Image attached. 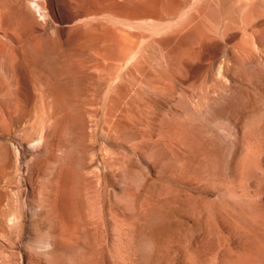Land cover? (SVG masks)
<instances>
[{"label": "rangeland", "instance_id": "374dc122", "mask_svg": "<svg viewBox=\"0 0 264 264\" xmlns=\"http://www.w3.org/2000/svg\"><path fill=\"white\" fill-rule=\"evenodd\" d=\"M0 264H264V0H0Z\"/></svg>", "mask_w": 264, "mask_h": 264}, {"label": "clouds", "instance_id": "9594fccd", "mask_svg": "<svg viewBox=\"0 0 264 264\" xmlns=\"http://www.w3.org/2000/svg\"><path fill=\"white\" fill-rule=\"evenodd\" d=\"M55 237L48 230L39 233L34 239L28 241L26 249L33 255L48 260L54 250Z\"/></svg>", "mask_w": 264, "mask_h": 264}, {"label": "bare ground", "instance_id": "6f19581e", "mask_svg": "<svg viewBox=\"0 0 264 264\" xmlns=\"http://www.w3.org/2000/svg\"><path fill=\"white\" fill-rule=\"evenodd\" d=\"M101 31V30H100ZM101 33V32H100ZM104 33V32H103ZM99 34V33H98ZM93 39H95V38H93ZM93 44V43H92Z\"/></svg>", "mask_w": 264, "mask_h": 264}]
</instances>
